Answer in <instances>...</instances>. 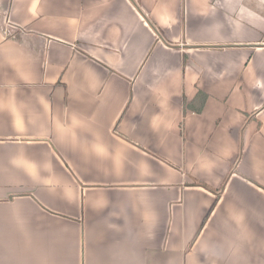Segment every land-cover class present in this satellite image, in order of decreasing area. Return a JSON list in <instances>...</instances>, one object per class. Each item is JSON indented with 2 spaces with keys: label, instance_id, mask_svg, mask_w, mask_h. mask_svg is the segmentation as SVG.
Instances as JSON below:
<instances>
[{
  "label": "crops",
  "instance_id": "1",
  "mask_svg": "<svg viewBox=\"0 0 264 264\" xmlns=\"http://www.w3.org/2000/svg\"><path fill=\"white\" fill-rule=\"evenodd\" d=\"M0 264H264V0H0Z\"/></svg>",
  "mask_w": 264,
  "mask_h": 264
}]
</instances>
